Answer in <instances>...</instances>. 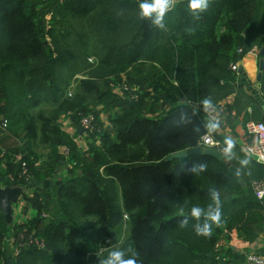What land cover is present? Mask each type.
I'll return each mask as SVG.
<instances>
[{
	"label": "trees",
	"instance_id": "trees-1",
	"mask_svg": "<svg viewBox=\"0 0 264 264\" xmlns=\"http://www.w3.org/2000/svg\"><path fill=\"white\" fill-rule=\"evenodd\" d=\"M140 3L0 0V118L17 141L0 147V176L26 189L34 212L30 222L9 225L0 210V264H102L113 250L137 264H228L219 249L224 229L250 243L264 232V204L252 189L263 165L167 159L199 146L209 129L202 101L233 94L241 73L231 65L264 47V0H210L204 12L180 0L163 28L140 17ZM261 91L264 98V72ZM89 114L94 128L80 134ZM201 163L206 171H190ZM210 189L219 193L221 221L210 236L197 235L205 217L192 218L191 209L215 208ZM12 231L16 248L30 237L44 247L29 243L10 255L3 244ZM101 237L115 241L98 256Z\"/></svg>",
	"mask_w": 264,
	"mask_h": 264
},
{
	"label": "crops",
	"instance_id": "crops-1",
	"mask_svg": "<svg viewBox=\"0 0 264 264\" xmlns=\"http://www.w3.org/2000/svg\"><path fill=\"white\" fill-rule=\"evenodd\" d=\"M174 1L175 0H173V2ZM47 18L50 19L51 15L49 14ZM259 52L258 49H252L243 56L240 60L239 68L242 66L244 72L237 76L236 91L217 103L215 105V113L213 116L208 117V125L215 121H218L219 123L218 128L215 130L209 128V130L215 138L221 141L223 150L226 147V140L231 139L234 142L235 146L231 155L225 154L226 159L239 163L243 168H245L248 163L246 165L242 164V160L247 159L248 161H255L246 152L247 145L253 140V137L246 132V123L250 120L264 122V98L261 91L262 79L258 82L259 63L262 59ZM1 120L4 119L0 118V122ZM66 130L69 134L74 136L75 128L70 124V120ZM75 140H77L78 144L82 146V138L78 137L75 138ZM14 143L17 144L15 138L8 135L5 127L0 126V147L2 150H9ZM21 156V154L17 156L18 161ZM2 168H4V165L0 164V170ZM239 170L241 171V169ZM1 177L3 186L23 188L22 185H18V182L13 179L12 175ZM245 185L246 184L244 183L243 186L245 187ZM23 189L24 193L19 195V197L13 202V219L9 225L21 224L27 221L30 222L33 218V207H31V203L27 198L26 189ZM224 230V237L221 238V241L219 242V249L223 251L221 255L223 258L221 259L228 262V264H236L238 260H241L240 258L242 255H246L245 252L248 250H251L252 252H264V232L259 234L257 241L250 243L240 236L238 238V232L236 229L231 231ZM13 241L14 237L12 231L10 237L7 238L3 244V248H5L10 255L16 252V250L14 251L15 246Z\"/></svg>",
	"mask_w": 264,
	"mask_h": 264
},
{
	"label": "clouds",
	"instance_id": "clouds-1",
	"mask_svg": "<svg viewBox=\"0 0 264 264\" xmlns=\"http://www.w3.org/2000/svg\"><path fill=\"white\" fill-rule=\"evenodd\" d=\"M210 0H189V7L193 12H204L209 7ZM173 6V0H141L139 4L140 17L151 19L152 23L159 27L163 28V20L165 14ZM202 104L205 109L212 107V101L208 98H205L202 101ZM208 127L211 130H215L219 127L218 121L211 122ZM226 147L224 153L226 155H231L234 148V142L231 139L226 140ZM242 164H247L249 161L247 159L241 161ZM206 164L193 165L190 169L191 172L199 174L206 171ZM210 194L212 201L215 204V208H209L207 212L199 206H194L191 209V217L199 220L201 216L205 217L204 223L201 225L197 223L195 231L197 235L210 236L212 233L213 225H219L221 221V207H220V197L219 193L215 189H210ZM180 215H184L183 208L180 209ZM188 218L185 217L179 222L181 228L188 226ZM102 264H137V260L134 257L125 258V252L123 250H113L111 251L107 258L102 262Z\"/></svg>",
	"mask_w": 264,
	"mask_h": 264
},
{
	"label": "built area",
	"instance_id": "built-area-1",
	"mask_svg": "<svg viewBox=\"0 0 264 264\" xmlns=\"http://www.w3.org/2000/svg\"><path fill=\"white\" fill-rule=\"evenodd\" d=\"M253 49L257 50V48H253ZM239 52H241V50H239ZM239 63L240 61L232 64L231 69L237 72L239 70ZM201 110L206 115V117L213 116V114L215 113V105H212V107L208 109L202 108ZM0 126L6 127L7 121L1 120ZM79 126L84 127L86 131L93 130L94 116L92 114L83 116L81 119V124ZM245 129L247 134L253 137L252 142L248 144L246 147L247 154L251 156L257 163L264 166V122L250 120L246 123ZM199 146L218 148L224 152L221 141L215 138V136L212 134V132H210L209 129L201 137L199 141ZM22 166H23V173L26 174L27 173L26 164L23 163ZM252 189L258 201L264 204V177L259 180H254L252 182ZM40 242L42 243L41 247H44V243L42 241L30 237L28 242L26 241L20 242L19 246L22 247L27 243L28 244L36 243L38 246H40ZM240 264H264V252H252L246 254L244 255V259Z\"/></svg>",
	"mask_w": 264,
	"mask_h": 264
},
{
	"label": "water",
	"instance_id": "water-1",
	"mask_svg": "<svg viewBox=\"0 0 264 264\" xmlns=\"http://www.w3.org/2000/svg\"><path fill=\"white\" fill-rule=\"evenodd\" d=\"M260 56L262 57L260 63H259V73H258V82L261 81L263 72H264V47L259 52ZM239 72L243 73V67L241 66L239 68ZM77 130L80 132V134H83L86 132V129L82 126H79ZM193 155H209L214 156L218 159L225 158V153L218 149V148H212V147H201L197 146L195 148H189L187 150H182L176 153H173L167 157L168 160H171L173 158H186ZM229 170L231 173H233L236 176H240L241 171L239 168L231 164L229 166ZM24 192V189L22 187H9V186H3L2 185V177L0 176V210L4 214L6 220L8 223H11L13 217V202ZM252 253L251 250H248L245 252V254ZM9 264H12V260H8Z\"/></svg>",
	"mask_w": 264,
	"mask_h": 264
},
{
	"label": "rangeland",
	"instance_id": "rangeland-1",
	"mask_svg": "<svg viewBox=\"0 0 264 264\" xmlns=\"http://www.w3.org/2000/svg\"><path fill=\"white\" fill-rule=\"evenodd\" d=\"M180 0H175L174 2H173V6L170 8V9H172L178 2H179ZM169 9V10H170ZM260 51V50H259ZM96 60V58L94 57V56H92L91 58H90V60H89V62H93V61H95ZM77 78H82V75H78L77 76ZM73 82H75V80L73 79L72 80ZM71 86H73V83H72V85ZM73 91H74V88L73 87H71V89H70V92L71 93H73ZM102 120H103V122H104V124H105V126H110V122H109V120H108V116L106 115V114H103L102 115ZM61 123H62V126H63V128H64V130H66V127H67V125H69V120L68 119H63L62 121H61ZM67 131V130H66ZM82 147L84 148V149H86L87 148V141H85V140H83V142H82ZM61 153H65V155H67L68 154V152H67V149H66V147H62L61 149ZM41 151H43V149H41ZM47 153V151H44V153H42V154H46ZM66 157V156H65ZM44 160V159H43ZM45 215V214H44ZM46 216V215H45ZM126 217L127 216H125V219H126ZM93 219H90L89 220V224L90 225H93V226H97V224L94 222V221H92ZM117 235V234H116ZM119 237H117V246L121 243L120 241L121 240H123L124 238H125V236H124V234H122L121 235V238H119ZM41 241V240H40ZM112 241H115V239H114V237L113 238H104V237H101L100 239H98V241H97V245H98V249H97V251L95 252L98 256H101V255H103L106 251H107V248H109V247H112L113 246V244H112ZM28 244V243H27ZM111 244H112V246H111ZM26 245V244H25ZM35 245H37L36 243H35ZM15 246V248H14V251L16 250V251H18V249H19V246H17V248H16V245H14ZM42 246V243L40 242V247ZM15 254H16V252H15ZM93 254V252L92 251H90L89 253H88V255L87 256H91Z\"/></svg>",
	"mask_w": 264,
	"mask_h": 264
},
{
	"label": "bare ground",
	"instance_id": "bare-ground-1",
	"mask_svg": "<svg viewBox=\"0 0 264 264\" xmlns=\"http://www.w3.org/2000/svg\"><path fill=\"white\" fill-rule=\"evenodd\" d=\"M238 238H239V234H237Z\"/></svg>",
	"mask_w": 264,
	"mask_h": 264
}]
</instances>
